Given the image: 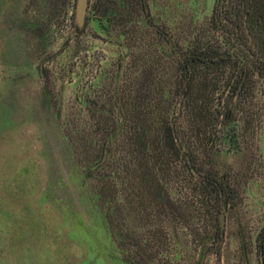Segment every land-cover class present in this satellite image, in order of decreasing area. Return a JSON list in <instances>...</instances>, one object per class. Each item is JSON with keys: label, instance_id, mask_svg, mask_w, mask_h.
I'll use <instances>...</instances> for the list:
<instances>
[{"label": "rangeland", "instance_id": "rangeland-1", "mask_svg": "<svg viewBox=\"0 0 264 264\" xmlns=\"http://www.w3.org/2000/svg\"><path fill=\"white\" fill-rule=\"evenodd\" d=\"M76 4L0 0V264H263L264 79L212 52L215 0H90L82 27ZM205 48L202 141L174 95L179 65ZM164 117L198 174L95 170L133 149L135 127L153 143ZM206 173L222 189L210 204Z\"/></svg>", "mask_w": 264, "mask_h": 264}, {"label": "trees", "instance_id": "trees-1", "mask_svg": "<svg viewBox=\"0 0 264 264\" xmlns=\"http://www.w3.org/2000/svg\"><path fill=\"white\" fill-rule=\"evenodd\" d=\"M210 27L214 33L220 36V39L216 42L215 51H212L213 53H217L222 49L225 50L224 55L232 53L231 58L241 60L246 66H252L258 75L264 79V0H215ZM245 45L247 46L246 49ZM208 50L205 48L203 51L196 50L192 52L186 61H184L185 63L179 65L177 69V89H175L174 95V98L182 97L188 100V107L191 108L189 113L193 115L191 122L195 132H192L197 133L202 141L206 138L211 139L212 124H208L209 121L204 119L200 110L201 107L198 106L199 102L204 106V102L197 98V94L195 93L197 85H195V81L198 75L196 72L198 67L209 66L208 62L212 56H210ZM176 100L178 99L176 98ZM196 102L197 104L195 105L198 108L194 107V103ZM168 117L160 119L159 126L153 131V143H149L151 139L148 137L147 141H145V137L147 136L145 129L142 130L135 127L133 133L131 132L132 137L135 138L133 149L125 153L126 156L121 159H114L116 156L111 159L109 154L107 162L95 168V170L99 172L103 166L110 165L109 169L112 172L111 174H113L115 172L123 173L124 169L129 167L131 172L135 171L138 175L143 174L144 177H140L145 182L150 181L147 175L150 176L152 173L154 174L153 179L156 182H158L157 178L160 177L159 175L168 177L170 174L172 178V174L176 173L180 166L183 167L185 172L189 170L192 174H198L195 157H193L191 151L186 150V146L184 145L186 139H183L180 128L170 123L171 121H169ZM115 134L116 131L113 134H109L110 138L106 140L101 150L99 149V152H97L96 160L91 164L92 167L90 166V169L101 162L103 158L102 153H104V150L107 152L106 147L109 153H111V148L115 143ZM209 140L207 141V145H209ZM118 149L120 150L119 146ZM119 153L122 155L123 152L119 151ZM155 171L157 174H155ZM109 174L106 173L101 178L105 187L108 185L106 184L107 180L111 179ZM113 176L116 177L115 174ZM160 183H162V180H160ZM111 184L112 182L108 185L109 188ZM152 185L154 191L158 193L159 190L156 184L152 182ZM195 186V189L199 187L197 182H195ZM202 188L200 197H203L206 204L211 203L213 195H217L218 198L221 196L220 191L222 189L209 173L203 176ZM259 242L264 264V231L260 235Z\"/></svg>", "mask_w": 264, "mask_h": 264}, {"label": "water", "instance_id": "water-1", "mask_svg": "<svg viewBox=\"0 0 264 264\" xmlns=\"http://www.w3.org/2000/svg\"><path fill=\"white\" fill-rule=\"evenodd\" d=\"M90 0H77L76 4V18L80 27L84 26L87 21ZM106 157V156H105ZM222 225H224V218H221Z\"/></svg>", "mask_w": 264, "mask_h": 264}]
</instances>
